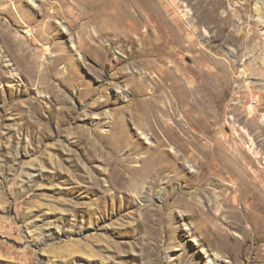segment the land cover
<instances>
[{
    "label": "rangeland",
    "instance_id": "obj_1",
    "mask_svg": "<svg viewBox=\"0 0 264 264\" xmlns=\"http://www.w3.org/2000/svg\"><path fill=\"white\" fill-rule=\"evenodd\" d=\"M141 1L0 0V264H264V0Z\"/></svg>",
    "mask_w": 264,
    "mask_h": 264
},
{
    "label": "bare ground",
    "instance_id": "obj_2",
    "mask_svg": "<svg viewBox=\"0 0 264 264\" xmlns=\"http://www.w3.org/2000/svg\"><path fill=\"white\" fill-rule=\"evenodd\" d=\"M137 0H135V7H137V9L138 10H141L142 8L140 7V4L142 3V1L141 2H136ZM210 2H212V1H210ZM208 3V2H207ZM213 3V2H212ZM211 3V4H212ZM217 3V2H216ZM206 4V3H205ZM210 4V3H209ZM215 3H213V5H214ZM209 6V5H208ZM154 9H155V7H154ZM129 19V18H128ZM150 107V106H149ZM260 122V124H261V121H259ZM261 126L263 127V125L261 124ZM264 128V127H263ZM92 135H93V133H92ZM120 135H123V131H122V133L120 134ZM128 135H126V137H121V139H119V142H120V147L122 148V147H124V148H126V147H128L129 145H131L132 147H130V148H128V151L129 152H131L132 154L133 153H136L137 152V148L135 147V146H133V144L134 143H132V141H131V139H129L128 137H127ZM92 140V139H91ZM113 151V150H112ZM131 153L130 154H128V156L129 155H131ZM127 154V153H126ZM127 160H128V158H127ZM152 160H154V167H152L153 168V172L152 173H148L146 170H143L142 168H139V167H141V166H135L136 167V169H133V171L135 170L138 174H140L142 177H143V179H145V177H148L149 179H151L152 181L151 182H154V185H153V187H152V189L155 187V183L157 182H159V180H162L163 179V177H164V172L165 171H167L168 169V167L167 168H165V167H162V165H161V167H155V165L156 164H160V163H162L163 162V159L160 157V156H158V155H154V157L152 158ZM120 161H123V160H120ZM118 165H119V163H118ZM120 172H121V174L123 175L124 173H126V171H127V169H123V168H120V169H118ZM169 172V171H168ZM115 175H117L118 177H121V175H119L118 173H117V171H116V173H115ZM166 176V175H165ZM170 176V175H169ZM170 178V177H169ZM167 182V181H166ZM133 184H135V183H133ZM132 184V185H133ZM255 186H256V184H255ZM136 187V186H135ZM134 187V188H135ZM135 190V189H134ZM138 190V189H137ZM136 190V191H137Z\"/></svg>",
    "mask_w": 264,
    "mask_h": 264
},
{
    "label": "built area",
    "instance_id": "obj_3",
    "mask_svg": "<svg viewBox=\"0 0 264 264\" xmlns=\"http://www.w3.org/2000/svg\"><path fill=\"white\" fill-rule=\"evenodd\" d=\"M259 121H261V124L263 125V127H264V115H262L261 117H260V120Z\"/></svg>",
    "mask_w": 264,
    "mask_h": 264
}]
</instances>
